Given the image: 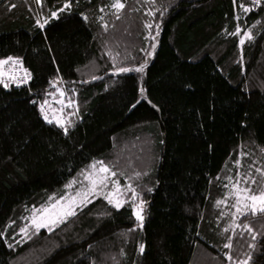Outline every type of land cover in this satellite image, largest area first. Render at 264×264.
<instances>
[{"label": "trees", "instance_id": "obj_1", "mask_svg": "<svg viewBox=\"0 0 264 264\" xmlns=\"http://www.w3.org/2000/svg\"><path fill=\"white\" fill-rule=\"evenodd\" d=\"M64 2L0 0V58L19 57L32 74L19 88L0 87V264H230L226 251L243 258L250 235L237 229L233 250L224 249L230 217L220 212L231 209L215 201L238 152L248 153L245 167L264 166V0H156L151 17L148 0H123L120 19L100 11L110 0H72L71 11L37 27ZM237 25L254 39L239 45L229 34ZM149 31L155 40L145 39ZM112 56L144 71L113 75ZM57 77L75 101L63 112L74 121L67 135L39 112ZM93 159L124 173L123 185L132 178L146 202L143 226L129 206L97 197L51 232L25 237L30 210ZM248 220L264 231V216ZM250 264H264V237Z\"/></svg>", "mask_w": 264, "mask_h": 264}, {"label": "snow or ice", "instance_id": "obj_2", "mask_svg": "<svg viewBox=\"0 0 264 264\" xmlns=\"http://www.w3.org/2000/svg\"><path fill=\"white\" fill-rule=\"evenodd\" d=\"M156 0H148L149 6L152 10L146 13V16L151 17L155 11L154 5ZM233 4H237V0H232ZM37 5H42V0H35ZM253 7H261L262 0H251ZM125 3L123 0H110L109 4L100 8L101 12H104L105 8H108L116 19H120V14L125 9ZM72 0H65L62 7H58L52 10L49 15H46L41 22L40 19L36 20L38 28L43 29L50 20L59 19L58 13H64L71 11ZM242 13L247 14L252 11V7L245 6L244 3L238 5ZM160 16L164 15V9L159 12ZM84 20L88 17L81 13ZM100 21L104 20L103 16L98 18ZM101 27L107 29V24L102 23ZM143 27L146 30H151L153 24L144 21ZM157 29L156 35H159L160 24H155ZM241 28L236 26L234 33L230 35L239 36V45H244L245 41H252L254 39L252 31L245 30L240 35ZM155 36L149 35L145 39L155 40ZM151 48H155V43L150 45ZM143 51V49H141ZM107 54V53H106ZM118 55V54H117ZM147 56H151L152 52H146ZM112 69L113 75L125 74L129 72L142 73L144 71L145 64L141 63L138 67L124 66L123 62L117 63V57L112 56ZM242 61V56H241ZM32 79L31 72L23 66V62L19 57H13L11 55L4 58H0V87L8 89L10 85H15L19 88L21 85L27 84ZM92 79H98L93 76ZM63 83L62 79L57 77L55 80H50L49 84L55 89V92H45V97H51V101L47 98L43 99L39 103V112L43 119L51 124L55 119L56 124L63 130L64 134H68L69 127L74 123L71 119L63 116L65 108H73L75 101L67 98L66 91L60 87ZM140 91L143 93L144 89ZM36 102L33 101V104ZM57 104L59 108H53L52 105ZM134 107V106H133ZM49 111L53 112V118H49ZM59 113L60 115H57ZM77 112H69L67 115L71 117L77 115ZM260 153L264 155V147L259 149ZM248 156L247 152H238L234 161H232L233 168L235 169L234 175L224 177L227 183L222 184L221 187L226 189L222 199L215 201V206L220 208L222 205L229 207V212H220V216H228L230 220L222 230V234L231 233L224 238L227 242L223 244L224 249L233 250V237L237 235V229H241L239 235L243 237L244 231L250 235V242L247 243V248L250 251L243 253V258L236 259L232 255L231 251L224 252V258L230 262V264H250L253 262V253L257 249L258 236L264 237V231L254 230L251 226V221L248 217L264 216V166H255L256 161H251L245 167L243 163L244 158ZM231 170V169H230ZM119 175H124L122 172L114 170V166L103 160L93 159L84 168L80 169L75 177L69 179L63 185V191L59 194L52 193L47 197V200L39 207H33L30 212L31 215L27 218L28 223L20 228V232L25 237L31 239L30 230L33 234L38 233L41 228H47L49 232L57 227L59 224L64 223L69 217L75 216L77 210L82 209L91 203L97 197L102 198L112 208L119 210L122 207L129 206L131 209V217L135 218L137 226L142 227L144 221V213L146 202L141 196V192L137 190L130 181L121 185ZM136 178H139L141 173L134 174ZM220 179L219 176L216 177ZM151 191V189H147ZM130 194V195H129ZM229 201H231L229 205ZM243 218V219H241ZM264 227V226H262ZM129 231H135V228ZM3 233H0L2 236ZM8 247H12L11 244ZM91 247V246H89ZM139 252L144 251V245L141 244L138 249ZM123 254V252H121ZM115 264V258H112ZM95 264V262H93Z\"/></svg>", "mask_w": 264, "mask_h": 264}, {"label": "rangeland", "instance_id": "obj_3", "mask_svg": "<svg viewBox=\"0 0 264 264\" xmlns=\"http://www.w3.org/2000/svg\"><path fill=\"white\" fill-rule=\"evenodd\" d=\"M47 99H49L50 101H51V97L49 96V97H47ZM52 107L53 108H59V105H57V104H53L52 105ZM48 115H49V118L51 119V118H53V112L52 111H49V113H48ZM57 115H60L59 113H57ZM63 115V114H62ZM53 121H55V119H53ZM118 178V177H117ZM119 179V178H118ZM119 181H120V179H119ZM120 183H121V185H123V183L120 181ZM145 209H146V206H145ZM145 214V213H144ZM31 215V214H30Z\"/></svg>", "mask_w": 264, "mask_h": 264}]
</instances>
